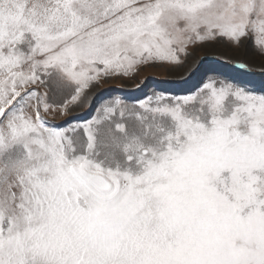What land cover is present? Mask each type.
I'll return each instance as SVG.
<instances>
[{
    "label": "snow or ice",
    "instance_id": "6c2138e0",
    "mask_svg": "<svg viewBox=\"0 0 264 264\" xmlns=\"http://www.w3.org/2000/svg\"><path fill=\"white\" fill-rule=\"evenodd\" d=\"M217 43L264 57V0H0V264H264V82L247 62L203 54L184 94L69 115Z\"/></svg>",
    "mask_w": 264,
    "mask_h": 264
},
{
    "label": "rangeland",
    "instance_id": "374dc122",
    "mask_svg": "<svg viewBox=\"0 0 264 264\" xmlns=\"http://www.w3.org/2000/svg\"><path fill=\"white\" fill-rule=\"evenodd\" d=\"M203 54L223 56L229 60L247 62L249 67L256 72V75L253 77V82L257 86L264 82V77L258 74L259 69L264 66V57H261L250 45L240 50H231L225 44L217 43L215 45H206L203 48L195 49L183 68L147 67L142 68L134 79L124 78L108 81L106 83L110 85V90L103 95L97 94L92 109H88L86 103L80 102L71 106L69 115H76L77 118L87 119L91 114L95 113V107L100 101L108 98V96H120L125 99L126 102L131 103L138 99H144L153 91L166 92L174 95L184 94L186 90L197 86L201 77V74L198 73L196 76L192 77L191 80L182 82L185 69ZM145 77L148 78L147 82L141 84V81L144 80ZM137 85H140V87L137 88ZM92 93H98V89L94 88ZM92 93H89V95H92ZM46 119L58 123L61 118L57 113L55 116L48 114Z\"/></svg>",
    "mask_w": 264,
    "mask_h": 264
}]
</instances>
